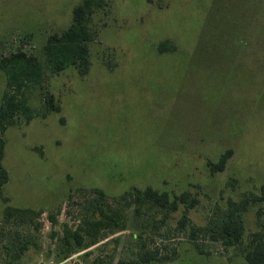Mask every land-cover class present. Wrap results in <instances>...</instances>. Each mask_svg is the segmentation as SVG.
Returning a JSON list of instances; mask_svg holds the SVG:
<instances>
[{"label": "rangeland", "instance_id": "rangeland-1", "mask_svg": "<svg viewBox=\"0 0 264 264\" xmlns=\"http://www.w3.org/2000/svg\"><path fill=\"white\" fill-rule=\"evenodd\" d=\"M81 1L0 0V60L24 52L44 75L24 90L34 118L3 135L0 264H245L264 226V0H103L88 73H53L43 46ZM5 90L0 69V103ZM46 94L59 113L43 115ZM146 188L171 204L123 198ZM246 200L242 242L225 246L212 232ZM92 219L97 234L65 241Z\"/></svg>", "mask_w": 264, "mask_h": 264}, {"label": "trees", "instance_id": "trees-1", "mask_svg": "<svg viewBox=\"0 0 264 264\" xmlns=\"http://www.w3.org/2000/svg\"><path fill=\"white\" fill-rule=\"evenodd\" d=\"M102 5L103 0H82L72 11L70 26L61 33L48 37L43 46L42 54L53 73H60L71 67L77 69L79 75L88 73V44L94 39V33L89 23L93 13L100 9ZM163 45L165 44L159 47L160 50L164 47ZM0 69L6 79V90L0 103V198L7 203L8 199L2 198L3 189L9 178L8 172L2 164L4 156L3 135L8 127L15 124L18 116H23L26 122H30L34 118L35 115L26 102L24 90L29 86H42L44 75L39 61L33 56H27L24 52L2 58ZM49 112L59 113L60 108L54 104L53 96L46 94L43 115L46 116ZM230 155L231 152L227 151L216 163H210L212 172L223 171ZM261 191V197L254 198V203L264 200V188ZM98 193L102 197V193ZM123 198L126 200L132 199V203L135 202L139 205L149 204L150 207H160L162 209H166L171 204L167 193H158L151 188H146L143 192H127L123 195ZM179 200L184 202V196L180 197ZM247 201L242 203L241 207L231 204L223 218L216 225V229L212 232L214 236L222 240L225 246L233 247L242 242L245 225L240 213L245 209ZM136 210L137 213L140 212L139 208H136ZM4 213L8 217L29 221H33L34 218L40 215L32 210L14 209L8 206L5 208ZM110 220L112 221V219ZM102 226H104V222L98 221V219L86 220L72 234H65V241L68 242L73 238L77 244L81 245L85 235L97 234ZM211 230L210 227H206L203 231L208 235V231ZM211 238L216 239L213 235ZM243 258L245 264H264V226L252 234L250 247L243 253ZM151 259L153 258L144 257L138 260L118 261L117 264H147Z\"/></svg>", "mask_w": 264, "mask_h": 264}]
</instances>
